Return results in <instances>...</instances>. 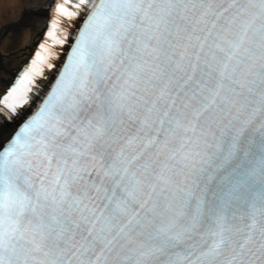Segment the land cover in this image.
I'll return each mask as SVG.
<instances>
[{
	"label": "snow or ice",
	"instance_id": "6c2138e0",
	"mask_svg": "<svg viewBox=\"0 0 264 264\" xmlns=\"http://www.w3.org/2000/svg\"><path fill=\"white\" fill-rule=\"evenodd\" d=\"M45 14L0 93V264H264V0Z\"/></svg>",
	"mask_w": 264,
	"mask_h": 264
},
{
	"label": "bare ground",
	"instance_id": "6f19581e",
	"mask_svg": "<svg viewBox=\"0 0 264 264\" xmlns=\"http://www.w3.org/2000/svg\"><path fill=\"white\" fill-rule=\"evenodd\" d=\"M53 0H0V93L40 41Z\"/></svg>",
	"mask_w": 264,
	"mask_h": 264
}]
</instances>
